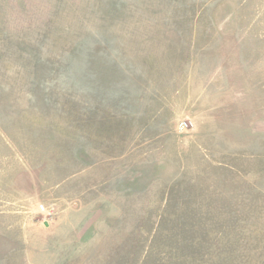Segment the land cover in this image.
<instances>
[{
    "label": "rangeland",
    "instance_id": "obj_1",
    "mask_svg": "<svg viewBox=\"0 0 264 264\" xmlns=\"http://www.w3.org/2000/svg\"><path fill=\"white\" fill-rule=\"evenodd\" d=\"M0 264H264V0H0Z\"/></svg>",
    "mask_w": 264,
    "mask_h": 264
},
{
    "label": "built area",
    "instance_id": "obj_2",
    "mask_svg": "<svg viewBox=\"0 0 264 264\" xmlns=\"http://www.w3.org/2000/svg\"><path fill=\"white\" fill-rule=\"evenodd\" d=\"M185 126H186V123H181V124H180V127H182V128L185 127ZM40 208L43 209V206L40 205Z\"/></svg>",
    "mask_w": 264,
    "mask_h": 264
}]
</instances>
